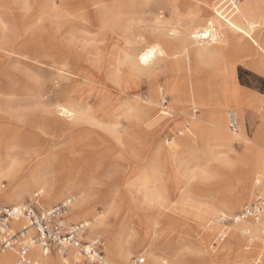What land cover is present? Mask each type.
Segmentation results:
<instances>
[{"label": "rangeland", "instance_id": "1", "mask_svg": "<svg viewBox=\"0 0 264 264\" xmlns=\"http://www.w3.org/2000/svg\"><path fill=\"white\" fill-rule=\"evenodd\" d=\"M252 1L253 12L263 15L264 0ZM219 2L0 0V195L14 190L24 196L19 203L0 198V207L37 200L50 208L71 199L67 221H90L86 239L101 233L107 261L116 264V242L125 246L123 264L139 255L144 264H261L252 244L262 241L260 222L241 223L238 236L222 243L216 242L220 227L207 235L218 226L216 216H232L264 194L258 190L264 187V143L253 142L264 123V96L246 92L239 79L249 66L245 55L253 51L225 37L206 42L202 57L179 53L200 47L186 38L213 16L216 3L223 8ZM108 10L122 14L114 19ZM83 20L90 26L86 37L79 34ZM255 35L264 39V27ZM133 45L137 52L151 45L172 51L155 57L150 73L127 54ZM168 80L175 89L167 88ZM154 87L157 103L142 113ZM230 110L238 116L236 132L244 135L233 133L234 141L217 136L211 121L218 111L225 113L228 130L235 132ZM11 155L18 174L25 166H50L63 174L61 183L52 184L51 193L21 184L3 171ZM83 193L93 194V213L103 214V223L94 214L73 213L72 203ZM228 198L234 202L226 205ZM245 229L258 238L250 239Z\"/></svg>", "mask_w": 264, "mask_h": 264}, {"label": "bare ground", "instance_id": "2", "mask_svg": "<svg viewBox=\"0 0 264 264\" xmlns=\"http://www.w3.org/2000/svg\"><path fill=\"white\" fill-rule=\"evenodd\" d=\"M101 1H103V0H101ZM219 1H221V0H219ZM226 2H228L229 5H231L233 13H231L229 15L225 14L224 11H220L222 6L217 7V3H216V6L213 9L214 10L213 16L208 18L205 21L204 25L197 27L195 30L191 31L188 34V37L186 38L187 43H190V44L198 43L200 45V47L196 48L194 46L192 48H188V46H185V47H183V50L179 51V53L180 52H187L188 55L190 56V52H191V55L194 57H200V56L202 57L203 55L206 54V53H204V49H203V46L206 42H211L212 44H217L220 41L221 42L224 41L225 37H234L235 40L237 41V44H239V45L246 44L247 48L251 49V51H253V52H248L245 55V57H247V59L249 60L248 64H249L250 68L264 75V39L260 38L258 35H255V31L258 28L264 27V14L261 15V14H257V13L253 12V1L252 0H243V1L241 0L240 3H237L234 0H225V3ZM129 3H130V0H129ZM134 3H136V2L134 1ZM106 4H108V3H106ZM45 5H46L45 10H46V12H48V1H46ZM103 10L105 11L106 9H103ZM49 11H51V10H49ZM80 11H81V9H80ZM99 11H102V10H99ZM131 12H132V10H130V13ZM71 14H73V12ZM74 14L76 15V13H74ZM120 14H122L121 11L120 12L118 11L116 13L114 11L112 12V10L111 11L108 10V15L114 17V19L116 18V16L119 17ZM78 16H80V15H78ZM129 25H130V21L126 19L125 27L127 28V30L129 29ZM81 26H82V28H81L82 30H81V33H79V34L83 37H86L89 34V27L90 26H88L86 23H84V20H83V25H81ZM173 32L176 33L178 31L173 30ZM80 35H78V37ZM75 37H77V34L75 35ZM134 39H136V37ZM168 42L171 45L173 44L172 40H168ZM134 46L135 45L129 47V52L127 54L133 59L134 63L138 67H141L145 70L147 68L151 69L150 63L152 62V60L155 57L170 54V51H172L170 49L166 50L164 47H162L160 45H151V46H148L146 48L143 47L144 49L142 51L137 52L135 49L136 46H135V48H134ZM248 46H250V47H248ZM144 57H147L146 61H145ZM191 66L192 65L189 64V70L192 69ZM151 71H152V69L149 70L148 72L151 73ZM166 86L168 89H175V82L173 80H168L166 83ZM190 86L192 87L193 98H194V100H197L199 92L197 93L196 91H199V90H198L196 81L192 78L190 81ZM158 88L159 87H154L151 90L152 98L149 100V103L147 104V106H145L144 109L141 110L142 113L147 111V110H151L153 108V106L157 103L156 95H157ZM245 91L250 92L247 89H245ZM63 106H65V105H63ZM61 109H62V112H66L69 115L74 114L73 111L71 109H68L67 107H62ZM232 111H234V110H230V113ZM160 112H161V114H166V115L169 114L165 110H160ZM60 113H61V111H60ZM263 116H264V114H263ZM140 120H142L141 117H140ZM211 121L217 127V129L215 130L216 135L227 140V141H234L233 133L244 137L242 131L241 132L235 131V132L230 133V131L227 128L228 118H227L225 113H221V112L219 113V111H218V114L214 115L211 118ZM229 122H230V119H229ZM78 124H79V122H78ZM150 125L151 124H149L148 127H146V133L148 136L153 134L152 128ZM190 132H191V134L187 133L188 136L192 135V133H193L192 130H190ZM253 142L264 143V123L261 124L257 128L256 137H255V140ZM248 148L250 149L253 147L248 146ZM9 151L11 153H13L12 149H10ZM254 154H256V153H254ZM256 157L257 158L255 159V163L259 164L260 163V161L258 160L259 155H257ZM17 165H18V162L16 160H14V156L11 155L9 157L8 163L5 165L3 171L4 172L6 171L7 174L13 175V177L16 180L17 179L20 180L21 184H27V185H30L33 187H37L39 191L46 190L47 192L48 191L50 192L52 190V184L53 185L54 184L59 185L61 183L63 174L58 173L59 172L58 170L52 169L50 166L49 167H40L39 169H34L33 167L30 168L29 166H25L24 169L21 170V173L18 174L15 171ZM19 176L21 178H18ZM53 178H55V179H53ZM258 190L261 192H264V187H260ZM62 194L63 193H60V195H62ZM92 195L88 194V193H83V194H80L79 197L75 198V202L72 203V207H71L73 213H78V217L92 216V214H94L93 213L94 209L92 207L93 205L91 206V204L93 203L92 202L93 201ZM0 198L6 199V200H9V199L14 200L15 198H17L16 203H19L21 200L24 199V196L21 193H18L14 190H11L5 194L0 195ZM232 202H234V198H228V200L225 203H226V205H229ZM16 205H22V204H16ZM217 212L218 211L215 209L210 210L211 214H215ZM67 213H68V209H67ZM222 214H226V213L222 212ZM93 218L99 224L103 223V221H104L103 214H101V213L94 214ZM67 220H68V216H67ZM244 222L245 221L234 222L236 224H234V226L230 227L229 235L230 236H238V234L240 233L241 223L243 224ZM14 224H15V226H19L21 224V222H14ZM89 224H90V221H89ZM217 228H219V226L214 227V228H210L207 235H211V236L214 235V233L217 231ZM252 244L254 245L255 248H253ZM252 244L246 243L245 247L247 249L253 248L255 250V252H257V253L259 252L258 253V259L260 260L261 264H264V243L260 240H256ZM113 248L116 250V253L119 255V260H117V264H121V263L123 264V261H124L123 258L125 257V246H119L118 243L116 242L115 245H113ZM117 249H119V250H117ZM64 252H67V254L65 255ZM242 252H243V250H242ZM31 254L38 260V264H82L85 261L84 258L78 254V252L75 248L64 247V248H61L60 251H57L56 254H53V253L44 254L42 248H40V246L38 244H34L32 246V249H31ZM243 254H240L239 257L244 258ZM15 255L16 254H15L14 250L9 249V250H6L5 252H3L1 254L3 264H19L17 261V256L15 258ZM108 262L112 263V264H116L112 261H108ZM163 264H168V263H166L164 261Z\"/></svg>", "mask_w": 264, "mask_h": 264}, {"label": "built area", "instance_id": "3", "mask_svg": "<svg viewBox=\"0 0 264 264\" xmlns=\"http://www.w3.org/2000/svg\"><path fill=\"white\" fill-rule=\"evenodd\" d=\"M224 2L225 0L219 2L223 4L221 10L229 15L232 12L231 5ZM161 99L164 109H167L168 96L164 92L161 93ZM230 128L233 131L238 128L235 111L230 113ZM38 196L39 193H36L35 197ZM70 201L71 199H68L50 208H41L37 200L22 205L0 207V264L1 254L9 249L14 250L19 264H38V260L31 254L34 244H38L44 254L60 251L64 247L75 248L88 264H112L107 261L101 233H97L92 240L86 239L90 229L89 221H67ZM213 221L221 228L216 238L217 243H222L228 238L230 223L243 221L261 223L258 234L264 243V194L245 202L236 214H221ZM14 222L21 224L15 226ZM244 234L253 240L258 238L252 236L250 229H245ZM144 262L145 258L139 255L133 257L129 264Z\"/></svg>", "mask_w": 264, "mask_h": 264}, {"label": "crops", "instance_id": "4", "mask_svg": "<svg viewBox=\"0 0 264 264\" xmlns=\"http://www.w3.org/2000/svg\"><path fill=\"white\" fill-rule=\"evenodd\" d=\"M243 69L245 72V78L243 75L239 74V76H241L245 83H240L241 86L259 96H264V75L251 69L250 66H243ZM252 79H255L256 81H253Z\"/></svg>", "mask_w": 264, "mask_h": 264}, {"label": "trees", "instance_id": "5", "mask_svg": "<svg viewBox=\"0 0 264 264\" xmlns=\"http://www.w3.org/2000/svg\"><path fill=\"white\" fill-rule=\"evenodd\" d=\"M241 83L244 84L245 82L242 80L241 76H239Z\"/></svg>", "mask_w": 264, "mask_h": 264}, {"label": "snow or ice", "instance_id": "6", "mask_svg": "<svg viewBox=\"0 0 264 264\" xmlns=\"http://www.w3.org/2000/svg\"><path fill=\"white\" fill-rule=\"evenodd\" d=\"M145 61L147 60V57H144Z\"/></svg>", "mask_w": 264, "mask_h": 264}]
</instances>
